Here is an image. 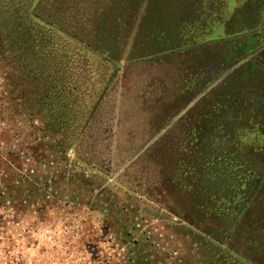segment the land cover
Returning <instances> with one entry per match:
<instances>
[{
    "label": "rangeland",
    "instance_id": "obj_1",
    "mask_svg": "<svg viewBox=\"0 0 264 264\" xmlns=\"http://www.w3.org/2000/svg\"><path fill=\"white\" fill-rule=\"evenodd\" d=\"M2 16L0 264H264V0Z\"/></svg>",
    "mask_w": 264,
    "mask_h": 264
},
{
    "label": "trees",
    "instance_id": "obj_2",
    "mask_svg": "<svg viewBox=\"0 0 264 264\" xmlns=\"http://www.w3.org/2000/svg\"><path fill=\"white\" fill-rule=\"evenodd\" d=\"M13 23L14 20L12 18L5 16L0 17V27L6 26L7 28H9L11 32H9L7 35L11 37H14V32H15V27ZM51 185L52 184H48L45 181H43V179L40 180L37 175H34L31 181L16 177L13 183V187L15 188V190L12 188H8L3 191V187H2L0 191V195H2L1 196L2 199L7 198L5 197V191H7L9 196H14V195L18 196V194L25 196H35V197H40L41 200L43 201H46L44 200V197L47 195V193H54L52 189L53 186ZM58 189L61 190V187H58Z\"/></svg>",
    "mask_w": 264,
    "mask_h": 264
}]
</instances>
